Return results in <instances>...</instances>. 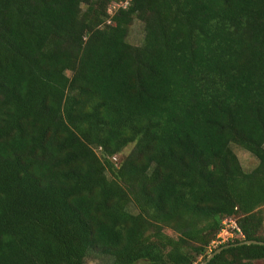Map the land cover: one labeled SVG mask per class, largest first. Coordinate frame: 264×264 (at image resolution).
I'll return each mask as SVG.
<instances>
[{
  "label": "trees",
  "instance_id": "obj_1",
  "mask_svg": "<svg viewBox=\"0 0 264 264\" xmlns=\"http://www.w3.org/2000/svg\"><path fill=\"white\" fill-rule=\"evenodd\" d=\"M121 1L0 0V264L264 261V0Z\"/></svg>",
  "mask_w": 264,
  "mask_h": 264
},
{
  "label": "rangeland",
  "instance_id": "obj_2",
  "mask_svg": "<svg viewBox=\"0 0 264 264\" xmlns=\"http://www.w3.org/2000/svg\"><path fill=\"white\" fill-rule=\"evenodd\" d=\"M126 2H127V0H124L121 2H113L109 6V9H108L109 15L112 16L120 7L127 6ZM143 40H144L143 26L139 21H135L133 26L131 27V29L129 31L128 42L134 46H141L143 44ZM68 75L70 76V73H68ZM131 149H132V147H128L120 155H118L117 156V159H118L117 162L119 163V161H121L125 156H127L130 153ZM232 150L235 152V154L239 158V161H240L243 169L246 172H251L252 170H254L258 166V163H259L258 160L251 153L247 152L246 150L240 148L237 145H232ZM262 210L264 211V207L262 208ZM167 233L169 235H172V233L169 231ZM212 243L213 242H211V244ZM211 244L208 247V254L210 252H212L213 250L218 248V246H216V245L212 246ZM225 244L223 243L222 245H225ZM203 261H205V260H203L202 258H199V260H198V262H200V263ZM87 264H100V262L97 260H94V259H89ZM254 264H264V261H255Z\"/></svg>",
  "mask_w": 264,
  "mask_h": 264
},
{
  "label": "built area",
  "instance_id": "obj_3",
  "mask_svg": "<svg viewBox=\"0 0 264 264\" xmlns=\"http://www.w3.org/2000/svg\"><path fill=\"white\" fill-rule=\"evenodd\" d=\"M130 0H127L126 5H128ZM125 7V6H124ZM244 240V235L242 234L237 222L234 218L227 219L223 222V227L216 236V239L211 244L212 246H221L223 243H228L234 241L235 239Z\"/></svg>",
  "mask_w": 264,
  "mask_h": 264
},
{
  "label": "water",
  "instance_id": "obj_4",
  "mask_svg": "<svg viewBox=\"0 0 264 264\" xmlns=\"http://www.w3.org/2000/svg\"><path fill=\"white\" fill-rule=\"evenodd\" d=\"M240 246H250V245H258V246H264V242H260V241H243L242 243L239 244ZM226 248L228 247H223V248H219L216 249L211 255H209L205 261L201 262L200 264H209L217 255H219L220 253H222V251H224Z\"/></svg>",
  "mask_w": 264,
  "mask_h": 264
}]
</instances>
